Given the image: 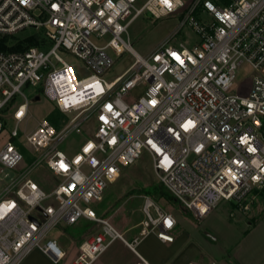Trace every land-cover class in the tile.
<instances>
[{
    "label": "built area",
    "instance_id": "2783aa9c",
    "mask_svg": "<svg viewBox=\"0 0 264 264\" xmlns=\"http://www.w3.org/2000/svg\"><path fill=\"white\" fill-rule=\"evenodd\" d=\"M144 14L181 17L146 56L129 36ZM28 26L42 28L53 43L0 50V137L8 118L14 123L0 141V173L17 171L10 181L0 177V264H20L35 249L60 264L68 253L50 233L82 219L100 228L84 237L70 264H93L116 239L137 264H150L137 250L139 238L129 242L93 206L145 152L160 182L198 219L222 200L241 203L264 191V0H0V39ZM62 50L90 73L77 78ZM110 50L128 51L134 61L107 80ZM244 67L249 74L238 82ZM247 83L248 93L240 94ZM41 95L68 118L60 125L43 118L22 132ZM73 132L88 137L69 154L59 146ZM22 147L34 153L26 169ZM39 165L59 179L50 191L29 175ZM142 211V236L174 241L171 213L151 197Z\"/></svg>",
    "mask_w": 264,
    "mask_h": 264
},
{
    "label": "rangeland",
    "instance_id": "374dc122",
    "mask_svg": "<svg viewBox=\"0 0 264 264\" xmlns=\"http://www.w3.org/2000/svg\"><path fill=\"white\" fill-rule=\"evenodd\" d=\"M180 18L176 14L161 18H154L149 14L138 17L129 27V36L134 48L139 53L148 55L173 32ZM188 31L191 33L190 30ZM31 33L41 37V41L47 45H52L53 42L44 37L42 28L32 26L8 38L10 40L17 36L24 38ZM9 42L13 43L14 39ZM110 52L114 58V64L105 75L107 80H112L124 72L134 61V56L128 51L121 55H116L111 50ZM61 55L73 67L77 78L90 73L83 61L71 52L62 50ZM241 70L237 75L238 82H242L249 74L250 68L244 67ZM29 90L25 89L27 93ZM248 90L247 83L239 87L238 92L246 94ZM142 91V86L139 85L131 91V96L136 98ZM73 114L68 115L73 116ZM53 117H58L59 120L68 118L67 115L59 113L54 102L45 95H41L38 100L34 98L31 101L29 115L21 122L20 129L25 133L31 132L43 118L51 120ZM62 120L59 121V125L62 124ZM7 124V131L0 137L2 142L8 138L10 129L14 125L11 118H8ZM93 126L94 124L91 125ZM87 137L85 132H73L60 144L59 148L73 154L79 150L81 143ZM21 150L24 154L22 167L26 169L31 164L34 153L23 147ZM16 172L15 169L4 168L0 177L4 181H10ZM29 175L47 191H50L59 181L45 165L33 168ZM146 197H151L164 211L183 219L184 207L162 186L154 172L152 158L147 152L143 153L135 163L123 167L119 177L107 188L103 200L94 203L93 206L99 215L109 218L129 242H133L136 238H139L140 242L143 238L140 233L141 221L145 218L142 206ZM186 219L198 229L199 236L204 240V249L187 264H264V224L254 233L255 237H242V234L247 233L253 226L264 223V191H253L241 203L222 200L203 219H198L193 214L188 215ZM181 224L182 220L178 221L177 227ZM99 228L100 225L97 222L82 219L78 224H64L53 229L51 236L57 238L68 253L60 264H70L84 237ZM208 234L216 237L211 238ZM195 240L192 237L188 244L191 245ZM137 262L138 257L134 252L123 241L116 239L93 264H137Z\"/></svg>",
    "mask_w": 264,
    "mask_h": 264
},
{
    "label": "crops",
    "instance_id": "0c3cea01",
    "mask_svg": "<svg viewBox=\"0 0 264 264\" xmlns=\"http://www.w3.org/2000/svg\"><path fill=\"white\" fill-rule=\"evenodd\" d=\"M170 213V212H169ZM182 217L174 216L176 225L172 231L174 234L173 242L161 241L155 232L149 233L140 240L137 250L147 259L150 264H187L192 261V258L204 249L200 233L192 226L191 221H187V216L193 214L190 210L184 207ZM182 220L180 227H177L178 221ZM187 221V222H186ZM264 223H259L253 226L247 233H243L242 237L254 236V233ZM210 237L211 235L208 234ZM194 237L196 240L188 244L189 239ZM213 236L211 238H215ZM251 237V238H253ZM138 247H140L138 249ZM78 252V247L76 253ZM135 254V253H134ZM136 255V254H135ZM20 264H56L42 251L35 249L30 252ZM194 264V263H193ZM197 264V263H195ZM256 264V263H251Z\"/></svg>",
    "mask_w": 264,
    "mask_h": 264
},
{
    "label": "trees",
    "instance_id": "16d2710c",
    "mask_svg": "<svg viewBox=\"0 0 264 264\" xmlns=\"http://www.w3.org/2000/svg\"><path fill=\"white\" fill-rule=\"evenodd\" d=\"M13 39L14 42L10 43L9 41ZM41 39H42L41 37H36L34 33H31L30 35H26L24 38L18 36L12 37L11 40L8 37H6L0 39V50H18V49H24L31 45H42L43 42L41 41ZM51 121L54 122V124L59 125L58 117H53ZM162 186L164 185L162 184Z\"/></svg>",
    "mask_w": 264,
    "mask_h": 264
},
{
    "label": "water",
    "instance_id": "95a60500",
    "mask_svg": "<svg viewBox=\"0 0 264 264\" xmlns=\"http://www.w3.org/2000/svg\"><path fill=\"white\" fill-rule=\"evenodd\" d=\"M39 98H40V97H39V96H37V97H36V100H38Z\"/></svg>",
    "mask_w": 264,
    "mask_h": 264
},
{
    "label": "snow or ice",
    "instance_id": "6c2138e0",
    "mask_svg": "<svg viewBox=\"0 0 264 264\" xmlns=\"http://www.w3.org/2000/svg\"><path fill=\"white\" fill-rule=\"evenodd\" d=\"M164 2H167V0H164Z\"/></svg>",
    "mask_w": 264,
    "mask_h": 264
}]
</instances>
